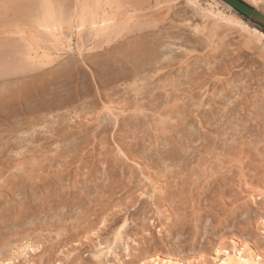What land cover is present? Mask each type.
Masks as SVG:
<instances>
[{
  "label": "bare ground",
  "instance_id": "6f19581e",
  "mask_svg": "<svg viewBox=\"0 0 264 264\" xmlns=\"http://www.w3.org/2000/svg\"><path fill=\"white\" fill-rule=\"evenodd\" d=\"M103 1L47 0L42 8L40 0H0V264L259 261L264 188L254 192L264 184V73L261 84L255 76L223 83L221 49L264 52V32L223 0L215 3L229 12L198 0H182L187 10L176 11L163 0L162 10L141 19L138 8ZM244 1L264 14V0ZM193 16L211 22L210 32L206 23L189 26ZM217 27L224 31L214 38ZM226 28L240 41L228 43ZM211 80L220 88L210 92ZM238 106L235 150L226 130ZM88 130L111 144L102 142L113 157L101 156L100 169L84 159ZM231 166L237 171L225 178ZM122 175L138 195L119 187ZM234 177L240 211L231 207L230 218L214 199L194 201V189L206 193ZM117 192L124 201L113 203ZM256 220L262 226L253 228Z\"/></svg>",
  "mask_w": 264,
  "mask_h": 264
},
{
  "label": "rangeland",
  "instance_id": "374dc122",
  "mask_svg": "<svg viewBox=\"0 0 264 264\" xmlns=\"http://www.w3.org/2000/svg\"><path fill=\"white\" fill-rule=\"evenodd\" d=\"M104 1H107L108 2V4L110 5V3H111V5L110 6H112V7H119V8H123V7H127V5H129V7H135V9H139V11L138 12H140L139 13V17L141 16V17H143L144 15H146V17H149V16H152V15H154V14H156L157 13V10L160 8V7H164V5L166 4V3H162L163 2V0H158V3L157 2H155L154 0H104ZM102 2V3H105V2ZM120 1V2H119ZM157 1V0H156ZM162 1V2H161ZM177 1V2H176ZM175 2L177 3H175L174 2V0H173V2H172V4L174 5V9H176V11H183L184 10V12H185V10H187L186 9V6H185V1H182V0H176ZM199 2H200V4L202 5V6H208V4L209 3H215L216 2V0H198ZM244 1V0H243ZM110 2V3H109ZM150 2V3H149ZM224 2V1H223ZM244 2H246V1H244ZM126 3V4H125ZM146 3V4H145ZM156 3H157V5H156ZM162 3V4H161ZM208 3V4H207ZM246 3H248V2H246ZM108 4H104V6H106V7H108L109 5ZM122 4V5H121ZM153 4H155V5H153ZM159 4V5H158ZM160 4H161V6H160ZM216 4V3H215ZM181 5V6H180ZM217 5V7H219L220 9H222V10H224L225 12H229V10L227 9V8H225V6L222 4L221 5V3H219V4H216ZM153 6V7H152ZM158 6V7H157ZM154 7H156V8H154ZM183 8V9H182ZM137 9V10H138ZM154 9V10H153ZM189 9V8H188ZM159 10H162V8H160ZM190 10V9H189ZM148 11H149V14H148ZM153 11V12H152ZM236 11V10H235ZM151 12H152V14H151ZM156 12V13H155ZM142 13V14H141ZM145 13V14H144ZM237 13L240 15V13L237 11ZM147 14H148V16H147ZM151 14V15H150ZM242 15V14H241ZM141 17H140V19H141ZM242 17L244 18V19H251V18H246L245 16H243L242 15ZM192 18H196V19H192ZM192 18H190L191 19V21L188 19L187 21H184L185 23L187 22L188 23V25L189 26H194V25H197V23H201L202 22V20H199L200 18H199V16H198V18H197V16H193ZM251 21V24L253 25V26H255V27H257L258 29H260L261 31H263L264 32V23H262V22H260V21H258V20H256V19H251L250 20ZM183 22V23H184ZM193 22V23H192ZM184 23V24H185ZM195 23V24H194ZM203 23V22H202ZM200 24V25H198V26H200V27H202L203 26V24H205L206 26H208V29H209V31H208V29H204L205 31L207 30L208 32H210V27H211V22H208V21H205L203 24ZM209 23V24H208ZM160 24H165V25H167V22H165V21H163V22H160ZM191 27H189V29H190ZM220 28V29H219ZM217 27V29H215V30H212V32H215L214 34L216 35H214V38L215 37H218V36H220L222 33H223V31H224V29L222 30V28L221 27ZM223 28H225V27H223ZM187 29V31L189 30L188 28H186ZM226 31H225V33L227 34V38H228V43H230L231 41H240V36L238 35L239 33L236 31V30H234V29H225ZM229 32H228V31ZM232 30V31H231ZM218 33H217V32ZM221 31V32H220ZM233 31H234V33H233ZM218 35H217V34ZM220 33V34H219ZM235 38V39H234ZM227 43V42H226ZM235 48H237V47H234V46H227V44H226V47H223L221 50V52H224V50H225V52L224 53H222L223 54V59H224V61H225V67H226V69H224V71H223V77H226V78H224L223 80V83H226V82H231L232 80H234L233 82H235V83H237V84H240V76H241V79L242 80H245V81H247L248 82V80H249V78L251 77V76H255L258 80H259V83L261 84V83H263L262 81H263V75H260V76H258V74H260V73H264V52H263V50L262 49H256L255 50V53H251V51L252 50H249V49H246V48H243V49H240V47H238L237 49H235ZM242 50L244 51V52H242ZM262 50V51H261ZM259 51V52H258ZM263 52V53H262ZM254 56V57H253ZM259 56V57H258ZM263 56V57H262ZM261 57H262V59H261ZM245 58H247L246 60H245V62L243 61V59H245ZM260 58V59H259ZM240 62H244V63H242V64H240ZM253 63V64H252ZM253 66V67H252ZM250 67V68H249ZM248 68V69H247ZM230 71V72H229ZM245 75V76H244ZM232 78V79H231ZM226 80V81H225ZM231 80V81H230ZM213 81V82H212ZM257 81V80H256ZM239 82V83H238ZM258 83V82H257ZM215 81L214 80H211L210 81V83L208 84V89H209V91L211 92L212 90H213V88L214 89H216V88H220V85H221V83L220 82H218V83H216L215 85ZM211 86V87H210ZM214 86V87H213ZM254 87H256V84H254ZM193 92H195V90L193 91ZM192 92V94H193V96H194V93ZM251 91H248L247 92V94H251L250 93ZM248 95V96H249ZM205 97H206V95H205ZM205 97H203V98H205ZM219 109V108H218ZM238 112V113H237ZM238 116V117H237ZM240 109H239V106L236 108V114H235V116H234V118H235V120H233L234 122V124L232 125L233 127L232 128H230V129H227L226 130V135H227V143H228V147H230L231 145V148L232 149H235V150H239V148H240V124L242 123V121H241V119H240ZM242 117V116H241ZM235 125V126H234ZM89 132V133H88ZM88 132H87V135L86 136H88L89 138H88V141H90V143L88 142V141H86V145H87V147H86V150H85V152H84V159H88L89 160V162H91V160H92V162H94L95 164H96V162H98L99 160L101 161L102 160V157L101 156H103V155H105L106 154V157H107V160L108 159H112V153L110 154L109 152H107L106 153V149H104V148H102V142L103 143H106L107 144V146L109 145L110 147H111V144H110V142H109V138L108 137H106V135L105 134H103V133H99V134H97L96 135V137L95 136H93V135H91L92 134V132L93 131H89L88 130ZM91 133V134H90ZM228 133V134H227ZM92 136V137H91ZM232 136V137H231ZM87 138V137H86ZM226 138V137H225ZM90 139V140H89ZM102 139V140H101ZM107 140V141H106ZM218 140H219V142H218ZM230 140H232V141H230ZM105 141V142H104ZM234 141H235V143L237 144H235L234 143ZM100 142H101V144H100ZM216 142H217V144H220V142H221V138H218V139H216ZM231 142L234 144V146H233V144H231ZM109 143V144H108ZM198 143V142H197ZM199 144V143H198ZM202 145V143H200L198 146H201ZM218 146V145H217ZM100 147V148H99ZM109 148V147H108ZM102 149V150H101ZM101 152H102V155H101ZM105 152V153H104ZM87 157V158H86ZM97 158V159H96ZM91 159V160H90ZM110 161V160H109ZM94 164V165H95ZM97 165V164H96ZM76 165L75 164H72V166H70V171H71V174H72V176H73V173H75V171H76ZM85 167V166H84ZM233 167V168H232ZM96 168H98V169H100L99 168V165H97V167ZM84 169H87L86 167L84 168ZM229 169H230V172H227V173H224L223 174V176L225 177V175H226V177L225 178H231V179H233V171L234 172H236L237 171V168L236 167H234V166H231V167H229ZM231 169L233 170V171H231ZM65 172V171H64ZM232 174V175H231ZM229 175L231 176V177H229ZM228 176V177H227ZM230 179V180H231ZM160 180H164V177H162V179L160 178ZM235 180V181H234ZM234 180H232V182H230L231 184H226V185H221L220 183H218V182H214V183H212L211 185H210V189H208L207 191H206V193H201L200 194V188L199 189H194V191H193V197L194 198H196V199H194V201L195 202H198V201H200V199L199 198H201V203L204 201V200H207V201H209V200H213L214 199V201H215V203L216 204H214V206H217L215 209L216 210H218V211H220V213H221V215H224V217H226V218H230V216L232 215V210H231V207H234V206H237V208L235 209V212H239L240 211V189H241V187H240V179H238V177H234ZM120 182H121V184H120ZM128 182V179L126 178L125 179V176L124 175H122L121 177H120V179H119V187L120 188H124L123 190L125 191L127 188H130V185H129V183H127ZM219 184H220V186H219ZM125 185H127V187L125 186ZM223 186H225L224 188H223ZM261 187H262V189L264 188V184H259V186H258V188L256 189V191L254 192L255 194H257V193H259V191H260V189H261ZM123 190H121V192H123ZM131 190L133 191V188L131 187ZM257 190H258V192H257ZM264 190V189H263ZM128 191V192H127ZM127 191H126V193L127 194H129L130 192V189L128 190L127 189ZM195 192V193H194ZM219 192V193H218ZM221 192V193H220ZM257 192V193H256ZM261 192H263L262 190L260 191V193ZM125 193V194H126ZM138 193H139V191H137V190H134L131 194H129V196H136V195H138ZM121 193L120 192H117L115 195H114V199H113V203H117V202H119V200L120 199H122L123 200V197H124V195H120ZM218 194H219V196H218ZM222 194V195H221ZM261 194H263L264 195V192L263 193H261ZM195 195V196H194ZM215 195V196H214ZM245 195V194H244ZM128 196V197H129ZM204 196V197H203ZM242 196H243V194H242ZM117 197V198H116ZM119 197V198H118ZM128 197H127V199H128ZM199 197V198H198ZM203 197V198H202ZM212 197V198H211ZM216 197V198H215ZM219 197H221V198H219ZM264 197V196H263ZM263 197H261L260 198V205L263 203L264 204V198ZM140 198H143V197H140ZM223 198V199H222ZM126 199V200H127ZM204 199V200H203ZM222 199V202H220V200ZM203 200V201H202ZM121 201V200H120ZM124 201V200H123ZM123 201L121 202V203H123ZM217 201V202H216ZM225 202V203H224ZM191 203V202H190ZM204 203V202H203ZM217 203H219V204H217ZM223 203V204H222ZM167 204V206H169V203H166ZM221 204V205H220ZM225 204V205H224ZM262 204V205H263ZM201 205H203V204H201ZM205 205V204H204ZM206 206V205H205ZM138 207V202H137V204L135 205V206H132L131 208H129L130 209V211L131 212H135V209ZM154 207V205L152 206V208ZM170 207V206H169ZM187 207V206H186ZM185 207V208H186ZM133 208V209H132ZM187 212H186V211ZM189 210H191V208H190V206L188 205V208L187 209H184V211L186 212V214H188V213H190V211ZM149 215L148 216H153V213H152V211H150L149 213H148ZM136 215H138V214H135V216ZM225 215H229V216H225ZM215 218L217 219L218 218V216H217V214H216V216H215ZM225 218V220H227ZM240 219V216L238 215L237 217H235V220L236 221H238ZM140 222V223H139ZM141 222L142 221H139L138 220V224L139 225H141ZM259 222H261V220H259V221H255L254 222V225L255 226H252L253 228H255V227H257V226H262V224H259ZM107 223V222H106ZM144 222H142V224H143ZM149 224V223H148ZM151 225V230H152V232H154L155 234L157 233L156 231H157V228L159 227L158 225H159V222L156 220L155 221V223L154 224H150ZM102 226V225H101ZM131 226H133V223L131 224ZM227 228H230V226H228ZM249 228H251L250 226H249ZM154 229V230H153ZM226 229V228H225ZM225 229H223V233L221 234L222 235V238H223V240H224V242L225 243H228L229 242V237H232L231 235V233H229V232H225ZM156 230V231H155ZM231 234V235H230ZM68 246H71V245H68ZM211 249L210 250H207V251H205V252H203L202 253V255H204V256H207V257H209V255L211 254Z\"/></svg>",
  "mask_w": 264,
  "mask_h": 264
},
{
  "label": "water",
  "instance_id": "95a60500",
  "mask_svg": "<svg viewBox=\"0 0 264 264\" xmlns=\"http://www.w3.org/2000/svg\"><path fill=\"white\" fill-rule=\"evenodd\" d=\"M230 4L236 11L243 14L245 17H251L264 23V14L254 10L243 0H223Z\"/></svg>",
  "mask_w": 264,
  "mask_h": 264
},
{
  "label": "snow or ice",
  "instance_id": "6c2138e0",
  "mask_svg": "<svg viewBox=\"0 0 264 264\" xmlns=\"http://www.w3.org/2000/svg\"><path fill=\"white\" fill-rule=\"evenodd\" d=\"M39 7L45 8L48 7L47 0H40V3L38 5ZM252 264H264V257H261L259 261L254 260Z\"/></svg>",
  "mask_w": 264,
  "mask_h": 264
}]
</instances>
